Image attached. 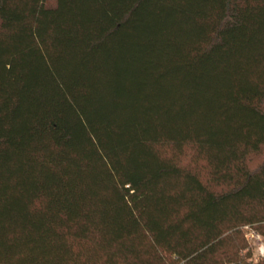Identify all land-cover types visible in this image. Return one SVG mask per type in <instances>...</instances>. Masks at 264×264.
Wrapping results in <instances>:
<instances>
[{"label":"trees","instance_id":"trees-1","mask_svg":"<svg viewBox=\"0 0 264 264\" xmlns=\"http://www.w3.org/2000/svg\"><path fill=\"white\" fill-rule=\"evenodd\" d=\"M249 229L264 0H0V264H264Z\"/></svg>","mask_w":264,"mask_h":264},{"label":"built area","instance_id":"built-area-1","mask_svg":"<svg viewBox=\"0 0 264 264\" xmlns=\"http://www.w3.org/2000/svg\"><path fill=\"white\" fill-rule=\"evenodd\" d=\"M246 228L248 229V227H246ZM247 238H248L249 242L252 240V241H254V244L256 246H259L260 256L258 257V259L261 258L264 255V237L260 233H258L257 231L249 229L248 233H247ZM250 245L252 246L251 243H250Z\"/></svg>","mask_w":264,"mask_h":264},{"label":"rangeland","instance_id":"rangeland-1","mask_svg":"<svg viewBox=\"0 0 264 264\" xmlns=\"http://www.w3.org/2000/svg\"><path fill=\"white\" fill-rule=\"evenodd\" d=\"M56 2V0H47V5H54ZM250 243L252 244L251 246V250H252V254H253V260L255 261H258V257L260 256V249H259V246H256L254 244V241H250Z\"/></svg>","mask_w":264,"mask_h":264}]
</instances>
